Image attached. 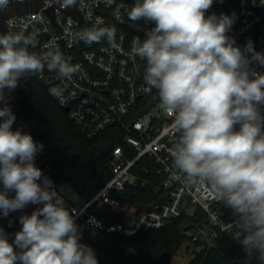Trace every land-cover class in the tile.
I'll return each instance as SVG.
<instances>
[{"label":"clouds","instance_id":"1","mask_svg":"<svg viewBox=\"0 0 264 264\" xmlns=\"http://www.w3.org/2000/svg\"><path fill=\"white\" fill-rule=\"evenodd\" d=\"M9 0H0V10ZM76 0H61L64 8ZM213 0H137L127 12L131 21L155 22L147 39L134 37L132 54L146 61L145 81L158 90V107L174 117L179 142L169 151L188 185L207 183L238 217L234 237L251 255L264 261V74L251 73L249 60L227 36L233 19L206 17ZM106 39L114 44L115 29L85 28L74 42L88 45ZM36 36L0 35V100L25 75L45 66L63 79L80 71L58 48L43 55L30 53ZM252 59L264 65V54ZM60 98L62 89L51 88ZM0 214L8 216L29 204H41L20 217L22 229L12 244L0 230V264H98L94 251L79 243L78 226L52 182L35 166L43 145L20 130L13 131L15 115L0 107ZM239 124L238 131L234 126ZM42 180V183L40 182ZM14 191V198L8 192ZM21 251L14 250V246Z\"/></svg>","mask_w":264,"mask_h":264},{"label":"built area","instance_id":"2","mask_svg":"<svg viewBox=\"0 0 264 264\" xmlns=\"http://www.w3.org/2000/svg\"><path fill=\"white\" fill-rule=\"evenodd\" d=\"M136 2L76 0L74 6L64 8L61 0H41L34 9L7 15L0 12V35L34 34L38 43L28 47L30 53L43 55L50 48H58L69 63L80 66L71 80L60 78L46 66L41 73L25 75L21 80L34 78L48 91L54 87L62 89V97L50 95L63 109L69 108L70 120L87 138L93 139L115 125L125 131L123 144L115 146L109 156L112 177L90 201L77 202L61 186L53 188L75 219L79 243L95 253L93 240L158 229L183 216L195 217L200 211L204 222L190 229V246L195 248L194 242H199L194 258L204 250L217 249L224 235L240 243L234 237L238 217L232 218L223 210V201L209 184L188 185L184 174L175 167L169 150L179 142L181 134L173 128L174 117L158 107V90L146 84V61L132 54L134 37L144 41L155 27V22L146 19L129 20L127 12ZM213 14L232 17L227 36L248 57L250 79L254 78L251 73L264 74V65L252 59L253 53L264 54V0H213L205 16ZM93 27L114 28V44L106 39L91 45L74 42L78 33ZM17 88L18 85L10 91L13 108ZM151 97L156 103L132 120V113L142 108L141 102ZM258 110L264 116V105ZM127 189L163 191L167 200L143 213L132 229L120 223H105L101 215L114 217L119 207L113 197ZM0 230L3 231L1 227ZM7 239L10 244L14 242ZM13 246L15 251H21ZM255 253H247L249 259L255 261Z\"/></svg>","mask_w":264,"mask_h":264},{"label":"trees","instance_id":"3","mask_svg":"<svg viewBox=\"0 0 264 264\" xmlns=\"http://www.w3.org/2000/svg\"><path fill=\"white\" fill-rule=\"evenodd\" d=\"M156 101L151 97L141 102L142 108L132 113V120ZM13 114L16 119L12 130L30 134L37 144L43 145L34 164L42 171V180L46 177L52 182V188L66 184L82 202H87L111 179L108 160L113 148L123 144L125 131L121 126H112L93 139L87 138L49 91L34 78L18 82ZM239 128V124L234 126L236 131ZM0 191H3L2 182ZM14 196V191L8 192L9 198ZM113 199L119 207L114 217L105 213L101 218L107 224L120 223L127 229L134 228L143 213L167 200L163 191L155 192L152 189H127L114 195ZM222 207L230 217H236L224 202ZM35 210L33 207L24 215H31ZM203 222L204 215L198 211L195 217L183 216L158 229H141L131 236L117 233L107 240H93L92 244L98 264H176L174 258L182 246L187 243L188 251L191 249L189 242L193 241L190 229ZM0 227L6 237L14 241L15 234L22 229L18 210L10 212L6 217L0 214ZM198 243L194 242L195 248L190 252L196 254ZM218 244L215 250L197 253L187 264H264L259 259V253L254 254L255 261L249 259L244 246L229 236L221 237Z\"/></svg>","mask_w":264,"mask_h":264},{"label":"rangeland","instance_id":"4","mask_svg":"<svg viewBox=\"0 0 264 264\" xmlns=\"http://www.w3.org/2000/svg\"><path fill=\"white\" fill-rule=\"evenodd\" d=\"M34 8H36V7L29 6V7H26L25 10L34 9ZM18 10H20V9H18ZM13 102H14V99L11 96L10 91L8 89H5L3 99L0 100V107L4 106V104H7L11 108V111H13ZM61 188H63V190L66 191L75 201H77V202L81 201L80 197L66 184H62ZM31 207H32V204H29L24 209L18 210V217L23 216L27 212V210L30 209ZM191 249H192V247H191ZM191 249H190V251H191ZM190 251H188V244L187 243L184 244L182 246V248L180 249L178 255L174 258V262L176 264H187V263H189L193 259V256H194V254Z\"/></svg>","mask_w":264,"mask_h":264},{"label":"flooded vegetation","instance_id":"5","mask_svg":"<svg viewBox=\"0 0 264 264\" xmlns=\"http://www.w3.org/2000/svg\"><path fill=\"white\" fill-rule=\"evenodd\" d=\"M41 2V0H18V1H14L11 2L10 4H8V7L4 10H2V12H6V13H12L15 11H18V9L22 10V9H26V7L29 6H34L36 7L37 5H39Z\"/></svg>","mask_w":264,"mask_h":264},{"label":"water","instance_id":"6","mask_svg":"<svg viewBox=\"0 0 264 264\" xmlns=\"http://www.w3.org/2000/svg\"><path fill=\"white\" fill-rule=\"evenodd\" d=\"M14 1H18V0H9V4L11 2H14ZM0 12L3 14V15H7L8 13L6 12H2V10H0ZM45 89L47 90V87H45ZM64 111L68 114L69 113V108H65ZM185 231H188L187 229ZM230 264H240L238 262H234V263H230Z\"/></svg>","mask_w":264,"mask_h":264},{"label":"crops","instance_id":"7","mask_svg":"<svg viewBox=\"0 0 264 264\" xmlns=\"http://www.w3.org/2000/svg\"><path fill=\"white\" fill-rule=\"evenodd\" d=\"M33 207H35L36 209H38V208L42 207V205L41 204H32V207L31 208H33ZM30 209H28L27 211H29Z\"/></svg>","mask_w":264,"mask_h":264}]
</instances>
